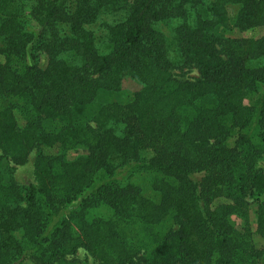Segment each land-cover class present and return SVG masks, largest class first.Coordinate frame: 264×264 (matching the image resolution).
<instances>
[{
    "label": "trees",
    "instance_id": "trees-1",
    "mask_svg": "<svg viewBox=\"0 0 264 264\" xmlns=\"http://www.w3.org/2000/svg\"><path fill=\"white\" fill-rule=\"evenodd\" d=\"M218 25L264 26V0H0V264H76L78 248L95 264H264V34L217 37ZM187 67L198 75L175 73ZM123 78L139 86L127 103L73 119ZM70 143L85 154L66 159ZM32 149L22 190L11 171ZM140 171L169 179H151L156 200L122 180Z\"/></svg>",
    "mask_w": 264,
    "mask_h": 264
},
{
    "label": "rangeland",
    "instance_id": "rangeland-1",
    "mask_svg": "<svg viewBox=\"0 0 264 264\" xmlns=\"http://www.w3.org/2000/svg\"><path fill=\"white\" fill-rule=\"evenodd\" d=\"M169 24L160 23L158 27L160 30L166 35V37L169 36ZM212 33L217 37H258L264 34V26H256L252 28H248L245 30H237L235 28H225L223 26H216L212 29ZM40 63H42V58L40 60ZM175 73L180 78H194L196 77L197 71L193 67H187L180 70H176ZM138 84L129 79V78H123L120 83V90L116 94L104 96L102 98H97L87 104L86 106L76 110L72 117L75 121L78 122H85L90 119V117L96 112V110L100 107V105L106 101H114L120 104H125L129 101L132 94L138 89ZM252 100V97L250 96L247 98L244 103L250 104ZM14 115L17 119V122L19 125L23 124V118L18 114V111L16 109H13ZM44 129L46 131H55L57 130L61 125L62 121L60 120H52V121H45L43 123ZM236 135L235 128L231 129L230 135L228 136V139H226V142L228 145L232 144V141L234 140V137ZM57 146H53L51 148L48 147H41V150L44 153H56ZM64 157L66 159H72L76 156L85 154V149L81 144H67L64 147ZM36 155V149H32L25 160V162L21 165L14 166L11 171V177L15 181V183L21 188L22 190L29 184L35 183L34 175H33V159ZM264 166V165H263ZM0 167L3 173V177L6 179L7 176H9L8 168L10 167V163L8 160L3 158L0 162ZM125 179L122 180L125 182H130L133 185L137 186L141 193L147 197H149L152 200H156L158 197V193L151 189L150 187V181L152 178L162 179L165 181H169L166 177L163 175L156 173V172H150V171H140V172H134L131 175L125 174ZM121 180V181H122ZM248 212H247V226L251 233V241L255 247H259L261 245V240L259 236L255 233V202L253 201V197H248ZM224 201L223 199H217L213 202V204L219 203ZM102 211L100 212H106V207L101 208ZM96 214V213H94ZM93 215V214H89ZM231 224L234 227H239L241 224V219L231 217L230 219ZM176 222L173 219V217H166L164 220L159 222L158 224L153 226V233L156 236V239L161 238L167 231L176 229ZM14 236L16 238H20V232L15 231ZM142 246L140 249L141 254H145L148 252L153 246L154 242L151 238L147 239L146 242H142ZM74 262L76 264H95V260L92 259L91 256L83 249L78 248L76 253L73 256ZM24 264H32L29 260H25ZM260 264V261L257 263Z\"/></svg>",
    "mask_w": 264,
    "mask_h": 264
}]
</instances>
